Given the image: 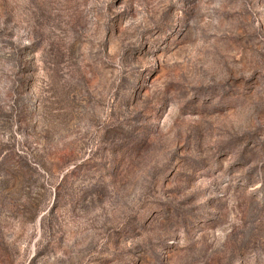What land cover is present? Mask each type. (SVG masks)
<instances>
[{
  "label": "rangeland",
  "instance_id": "1",
  "mask_svg": "<svg viewBox=\"0 0 264 264\" xmlns=\"http://www.w3.org/2000/svg\"><path fill=\"white\" fill-rule=\"evenodd\" d=\"M0 264H264V0H0Z\"/></svg>",
  "mask_w": 264,
  "mask_h": 264
}]
</instances>
